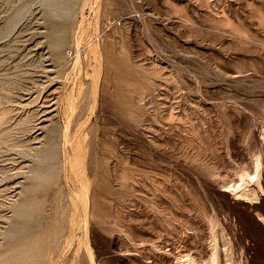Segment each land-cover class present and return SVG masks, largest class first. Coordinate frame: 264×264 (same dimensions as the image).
<instances>
[{
	"label": "rangeland",
	"instance_id": "rangeland-1",
	"mask_svg": "<svg viewBox=\"0 0 264 264\" xmlns=\"http://www.w3.org/2000/svg\"><path fill=\"white\" fill-rule=\"evenodd\" d=\"M256 157L264 0H0V264H264Z\"/></svg>",
	"mask_w": 264,
	"mask_h": 264
},
{
	"label": "bare ground",
	"instance_id": "bare-ground-1",
	"mask_svg": "<svg viewBox=\"0 0 264 264\" xmlns=\"http://www.w3.org/2000/svg\"><path fill=\"white\" fill-rule=\"evenodd\" d=\"M57 13V12H56ZM55 13V14H56ZM53 14V13H52ZM57 44V43H56ZM255 133V132H254ZM260 168H261V162L258 157H256L252 163V169L250 172H244L240 175V180H249V179H254L255 177V182H256V187L258 190H260V193L263 191V179L260 180ZM235 186V185H234ZM237 186V185H236ZM223 195V194H222ZM25 205V204H24ZM248 207V206H247ZM16 213V212H15ZM26 213V212H25ZM28 214V213H27ZM28 216V215H26ZM259 218V217H258ZM260 221H262L260 219ZM263 223V222H262ZM212 227V226H211ZM214 235V234H213ZM9 239V238H8ZM32 241V240H31ZM34 242V241H33ZM13 244V242H12ZM29 245V244H28ZM211 245V244H210ZM15 246V244H14ZM12 248V247H11ZM219 248V247H218ZM217 248V245L215 243L212 244L211 248L207 252L206 257L197 259L194 256L190 255H185L186 257H183L180 259L178 262L179 264H221L222 262L219 261V248ZM17 251V250H16ZM234 251V250H233ZM15 252V251H14ZM24 252V251H23ZM12 253V252H11ZM25 253V252H24ZM232 255V254H231ZM221 256V255H220ZM15 257V256H14ZM232 257V256H231ZM235 257V256H234ZM237 258V257H236ZM230 257L226 258V261L222 264H230ZM18 260V259H17ZM236 261V259H234ZM10 261V260H9ZM19 261V260H18ZM23 261V259H22ZM233 262V261H232ZM243 262V261H242ZM13 263V262H12ZM240 262L238 261L237 263L235 262L234 264H239Z\"/></svg>",
	"mask_w": 264,
	"mask_h": 264
}]
</instances>
